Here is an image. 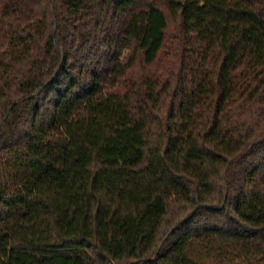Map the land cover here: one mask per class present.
<instances>
[{"label": "trees", "instance_id": "obj_1", "mask_svg": "<svg viewBox=\"0 0 264 264\" xmlns=\"http://www.w3.org/2000/svg\"><path fill=\"white\" fill-rule=\"evenodd\" d=\"M0 264H264V0H0Z\"/></svg>", "mask_w": 264, "mask_h": 264}]
</instances>
